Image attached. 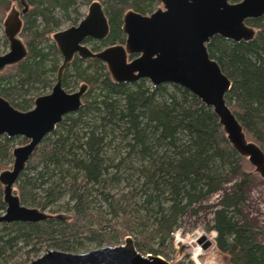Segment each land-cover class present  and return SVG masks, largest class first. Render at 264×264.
<instances>
[{
  "label": "trees",
  "instance_id": "1",
  "mask_svg": "<svg viewBox=\"0 0 264 264\" xmlns=\"http://www.w3.org/2000/svg\"><path fill=\"white\" fill-rule=\"evenodd\" d=\"M24 1L28 10L19 36L28 53L0 73V96L21 111L32 108L60 65L55 45L48 43L60 25L55 12L78 15L75 0ZM12 2L20 6V0H0V22ZM154 3L103 0L109 34L93 50L123 44L124 13L146 15ZM246 23L255 30L253 40L214 36L206 47L231 82L226 103L246 138L264 152V16ZM83 83L88 88L80 109L43 138L15 184L22 205L66 215L0 224V264H27L44 248L76 252L82 242L110 244L117 236H131L141 254L165 257L185 214H196L194 207L218 192L211 227L215 249L228 264H264V232L241 212L244 188L259 176L234 152L213 110L180 86L152 87L146 79L114 83L104 64L75 58L62 85ZM24 143L0 137V171L12 163L15 145ZM4 211L0 186V214Z\"/></svg>",
  "mask_w": 264,
  "mask_h": 264
},
{
  "label": "water",
  "instance_id": "2",
  "mask_svg": "<svg viewBox=\"0 0 264 264\" xmlns=\"http://www.w3.org/2000/svg\"><path fill=\"white\" fill-rule=\"evenodd\" d=\"M162 6L150 15L129 10L122 17L123 44H114L92 51L82 43L85 39L104 41L109 25L102 5L93 1L85 17L76 26L52 35L62 63L56 82L47 95L34 100V107L21 112L0 97V137H22L26 143L13 148L12 166L0 171V186L4 213L0 224L15 222L37 223L64 219L65 215L50 214L21 204L15 184L43 138L54 131L64 116L82 106L87 85L68 93L62 86V74L76 54L80 59L97 60L107 68L114 83H133L146 79L152 87L163 84L180 86L213 110L219 125L234 152L247 160L264 180V152L246 138L242 126L226 103L225 95L231 87L215 60L210 58L206 45L214 36L235 43L249 42L255 30L246 20L264 16V0H157ZM25 13V9L22 11ZM19 12L13 8L6 16L4 35L8 51L0 55V73L19 64L27 55V48L19 38L22 25ZM206 249L211 242L198 240ZM27 264H169L155 255H143L133 239L125 237L117 246H102L83 253L46 249Z\"/></svg>",
  "mask_w": 264,
  "mask_h": 264
},
{
  "label": "rangeland",
  "instance_id": "3",
  "mask_svg": "<svg viewBox=\"0 0 264 264\" xmlns=\"http://www.w3.org/2000/svg\"><path fill=\"white\" fill-rule=\"evenodd\" d=\"M92 1H98L99 3L103 4V0H75V7L78 12V15L70 11L69 18H64L63 16L59 15V12L56 11L54 16L59 21L60 25L56 29H54L53 33L78 25V23L83 19V17L87 13L88 4ZM161 6L162 5L156 1V3H154L150 7L151 11H149L146 15H150L152 12H154L157 8ZM12 7H15L18 11L23 8L20 7L16 2H12L9 5L7 11L5 12V17ZM3 30V21H1L0 55L8 51V44L6 45V47L2 46L3 39L6 40ZM48 39V43H51V35H48ZM58 61L59 63H61V57ZM53 77H50V85L45 90H43L42 94L49 93L51 86L54 84L52 81L53 79H55V75ZM72 85L73 84H70L69 86ZM65 89L67 92L72 93L77 91L78 86L74 85L73 87ZM11 166L12 163H8L4 170L10 169ZM235 180L238 181L239 178L233 179L231 183L225 186V189H230L231 184L234 183ZM221 196L222 193L218 192L205 198L201 203L197 204L194 207L197 211L196 214H193L191 210L188 211L185 216L181 219L179 227L171 234L172 243L166 245L164 248L166 256H155L163 258L169 264H197V261L199 262V264H228L226 261V257L215 249L214 240L216 237V233L214 230L211 229L213 225V212L217 209L218 202L221 199ZM244 197L245 200L241 208L242 215L252 225L259 227L264 232V180H262L260 177L259 179H251L244 188ZM59 214L66 215L64 210L59 211ZM201 237H205L211 242V245L208 248L204 249L203 245L198 243V240ZM124 239L125 237L120 238L117 236L114 237L112 243H104L100 245L95 243L82 242V246L77 249L76 252L72 251L71 253H83L107 245H121L124 243ZM46 249L59 250L57 248H44L42 249V251L39 252L38 255H42ZM196 249L199 250L198 254H196Z\"/></svg>",
  "mask_w": 264,
  "mask_h": 264
},
{
  "label": "flooded vegetation",
  "instance_id": "4",
  "mask_svg": "<svg viewBox=\"0 0 264 264\" xmlns=\"http://www.w3.org/2000/svg\"><path fill=\"white\" fill-rule=\"evenodd\" d=\"M157 1V0H156ZM93 2V1H92ZM91 2V3H92ZM91 3H89L88 4V6L91 4ZM101 4V3H100ZM102 5V8H103V11H104V14H105V16H106V13H105V9H104V5L103 4H101ZM20 7H23L20 11H18L15 7H12L11 9H10V11L13 9V8H15L18 12H19V15H18V17L21 19V21H22V17H23V15L26 13V11L28 10V7H27V5L25 4V1L24 0H20ZM25 9V13L23 14L22 13V11ZM87 9H88V7H87ZM9 11V12H10ZM8 15V14H7ZM6 15V16H7ZM85 17V16H84ZM83 17V18H84ZM6 18V17H5ZM5 18H4V20H5ZM106 18H107V16H106ZM4 20H3V22H4ZM107 21H108V18H107ZM108 25H109V23H108ZM76 26V25H75ZM3 28H4V25H3ZM21 28H22V25H21ZM62 31V30H61ZM122 31V30H121ZM20 32H21V29H20ZM56 32H58V31H56ZM56 32H54V33H56ZM3 33H4V30H3ZM54 33H52L51 34V39H52V35L54 34ZM123 33V32H122ZM20 34V33H19ZM5 36V35H4ZM125 36V35H124ZM19 38H20V36H19ZM5 39H6V37H5ZM21 39V38H20ZM22 40V39H21ZM6 41H7V39H6ZM23 42V41H22ZM101 42H103V41H101ZM24 43V42H23ZM52 43L55 45V43H54V41L52 40ZM95 43H100L99 41H96V40H92V39H85L84 41H83V45L84 46H86V47H88L90 50H92V51H94L93 50V45L95 44ZM8 44V43H7ZM25 44V43H24ZM26 46V45H25ZM109 46V45H108ZM56 47V46H55ZM105 47H107V46H105ZM27 48V47H26ZM104 47H100L99 48V50H101V49H103ZM57 49V48H56ZM99 50H97V51H99ZM58 52V51H57ZM27 53H28V49H27ZM60 55V54H59ZM27 56V55H26ZM60 57H61V55H60ZM75 58H78V59H80L76 54L73 56V58H72V60L70 61V63H68L67 65H66V67H65V69L67 68V66H69L72 62H73V60L75 59ZM25 59V58H24ZM23 59V60H24ZM22 60V61H23ZM80 60H82V61H87V60H92V59H80ZM21 61V62H22ZM99 62V61H98ZM61 63H62V57H61ZM61 63H60V65H61ZM59 65V66H60ZM16 66V65H15ZM59 66H58V68H59ZM8 68V67H7ZM65 69H64V71H65ZM107 69V68H106ZM58 70V69H57ZM5 71V70H4ZM3 71V72H4ZM64 71H63V74H64ZM108 72V71H107ZM2 73V72H1ZM63 74H62V81H61V86H62V88L64 89V87H63V85H62V82H63ZM56 76H57V71H56V74H55V79H54V81H53V83L55 84V82H56ZM54 84L51 86V88H50V91H49V93L51 92V89H52V87L54 86ZM83 84H85V83H83ZM81 85V84H80ZM79 85V86H80ZM79 86H78V88H79ZM87 88H88V86H87ZM65 91H66V89H64ZM78 90V89H77ZM87 91V90H86ZM67 92V91H66ZM49 93H47V94H49ZM68 93H70V92H68ZM47 94H41V95H38V96H36L35 98H37V97H39V96H43V95H47ZM86 94V93H85ZM1 97V96H0ZM3 98V97H2ZM35 98H34V100H35ZM6 100V99H5ZM7 101V100H6ZM8 102V101H7ZM9 103V102H8ZM10 104V103H9ZM11 105V104H10ZM12 106V105H11ZM13 107V106H12ZM34 107V101H33V105H32V108ZM31 108V109H32ZM16 109V108H15ZM31 109H29V110H31ZM18 110V109H17ZM29 110H27V111H29ZM19 111H21V110H19ZM27 111H21V112H27ZM2 137V136H1ZM7 137V136H6ZM12 138H22V137H12ZM22 139H24V138H22ZM25 140V139H24ZM25 143H26V140H25ZM24 143V144H25ZM24 144H21V145H18V146H22V145H24ZM18 146H16L15 145V147H18ZM14 147V148H15ZM13 150V149H12ZM12 157V156H11Z\"/></svg>",
  "mask_w": 264,
  "mask_h": 264
},
{
  "label": "bare ground",
  "instance_id": "5",
  "mask_svg": "<svg viewBox=\"0 0 264 264\" xmlns=\"http://www.w3.org/2000/svg\"><path fill=\"white\" fill-rule=\"evenodd\" d=\"M198 251H199V250H198V249H196V254H198Z\"/></svg>",
  "mask_w": 264,
  "mask_h": 264
},
{
  "label": "clouds",
  "instance_id": "6",
  "mask_svg": "<svg viewBox=\"0 0 264 264\" xmlns=\"http://www.w3.org/2000/svg\"><path fill=\"white\" fill-rule=\"evenodd\" d=\"M194 259H195V257H194ZM197 264H199V262L197 261Z\"/></svg>",
  "mask_w": 264,
  "mask_h": 264
}]
</instances>
